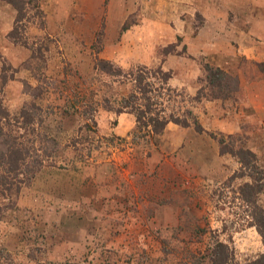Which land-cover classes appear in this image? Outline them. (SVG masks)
<instances>
[{
  "label": "rangeland",
  "instance_id": "1",
  "mask_svg": "<svg viewBox=\"0 0 264 264\" xmlns=\"http://www.w3.org/2000/svg\"><path fill=\"white\" fill-rule=\"evenodd\" d=\"M0 103V264H264V0H0Z\"/></svg>",
  "mask_w": 264,
  "mask_h": 264
},
{
  "label": "trees",
  "instance_id": "2",
  "mask_svg": "<svg viewBox=\"0 0 264 264\" xmlns=\"http://www.w3.org/2000/svg\"><path fill=\"white\" fill-rule=\"evenodd\" d=\"M9 1V0H8ZM17 11H19L17 9ZM38 12V9H37ZM137 70L136 72L133 71H128L127 75L132 79V81L135 83L136 88H138L139 92L141 93V97L144 99V103H145V111L144 110H140L138 111L139 113L137 114L136 118L137 120H140L143 117V114L150 111V97L146 95V88L144 85H142V76L140 74V72H143V70ZM166 78V77H165ZM165 78L163 79V81L165 80ZM4 81V79H3ZM26 113H29V111H26L25 109H22L21 114L23 116L26 117ZM147 124L150 125V129L152 131V133L154 134H158L161 132L162 128L164 127V124L167 122V120H171V119H166V118H160L158 116V113H154L152 116H147ZM173 122L181 124V125H187L188 122L184 119H179L178 117H175L172 119ZM16 122L15 120H11L10 115L8 113V111L6 109L3 108V106L0 103V135L4 134L5 137L11 141H13L12 145H9L7 147V157H4V161H6V166L7 168L10 167V169L12 170L13 167L8 166L9 163L14 166L15 161L20 163V164H24L26 162V160L28 158H30L31 156L28 153V149L23 146H25L23 143L20 142V140L16 139V135L12 133V128H10V126H15ZM26 123V122H24ZM144 123V122H143ZM145 124V123H144ZM18 128V127H17ZM198 129V128H197ZM10 137V138H9ZM239 153H245V154H250L253 158V160L255 161V157L254 154L247 148H241L239 149ZM238 159L240 161V166L242 168H250L252 167V170L257 171V167H255V164L253 162L248 163V161H245V159H243V157H241V155H237ZM34 162H39L37 160H33ZM6 167H2V171L0 172V174H7ZM6 169V170H5ZM8 168V170H10ZM243 173V171H241V174ZM248 176L250 177V179L252 180L251 183H245L244 187L249 191V195H251V197H244V200H246L249 204L254 202V198L252 197V194L254 196V194L256 193V191H258V188H260V186L262 185V183H260V178L263 177H256L253 174H248ZM1 177V175H0ZM9 184L12 183V180L7 181ZM13 184V183H12ZM11 184V185H12ZM0 192H2V185L0 186ZM251 193V194H250ZM243 195H245V193L242 192ZM247 196V195H246ZM254 207V204H253ZM258 208V207H257ZM252 218L254 219V226L256 228V231L259 233L262 242L264 244V209H257L256 211L252 212ZM231 252L229 250H226V246L220 242H217L214 247L212 248L211 254H210V260L212 262V264H225L227 263V260L231 257ZM260 258H264V252L262 254H260ZM264 260V259H263Z\"/></svg>",
  "mask_w": 264,
  "mask_h": 264
}]
</instances>
